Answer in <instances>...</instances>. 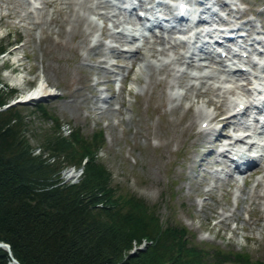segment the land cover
<instances>
[{
    "label": "rangeland",
    "instance_id": "rangeland-1",
    "mask_svg": "<svg viewBox=\"0 0 264 264\" xmlns=\"http://www.w3.org/2000/svg\"><path fill=\"white\" fill-rule=\"evenodd\" d=\"M215 1L226 19L246 21L244 32L264 31V0ZM134 21L107 0H0V48H7L0 51V79L12 93L9 102L23 99L42 81L53 92L23 105L33 156L56 163L46 149L48 138H69L76 130L92 137L102 131L106 141L98 158L113 185L156 205L165 225L186 226L195 245L244 251L264 262V159L258 157L253 169L236 174L218 153L231 129L211 123L204 131L197 112L204 107L215 116L218 103L233 95L207 94L213 81L191 88L195 81L190 77L160 65L162 57L182 53L184 44L162 52L166 45L157 41L165 42L174 29L132 39L120 32L125 25H116ZM139 45L140 58L127 52ZM198 91L204 96L197 97ZM37 104L46 105L48 114ZM225 109L224 115L231 112ZM66 165L59 184L73 185L64 173L82 170L86 163ZM146 245L135 246L131 255Z\"/></svg>",
    "mask_w": 264,
    "mask_h": 264
},
{
    "label": "trees",
    "instance_id": "trees-1",
    "mask_svg": "<svg viewBox=\"0 0 264 264\" xmlns=\"http://www.w3.org/2000/svg\"><path fill=\"white\" fill-rule=\"evenodd\" d=\"M1 84L0 79V242L10 245L19 264H264L244 251L195 245L186 226L165 225L156 205L113 185L98 158L106 141L102 131L48 138L46 149L56 163L33 156L23 105L2 110L12 93ZM36 108L48 114L46 105ZM86 160L79 184H59L66 164ZM144 241V250L131 255ZM11 262L0 247V264Z\"/></svg>",
    "mask_w": 264,
    "mask_h": 264
},
{
    "label": "bare ground",
    "instance_id": "bare-ground-1",
    "mask_svg": "<svg viewBox=\"0 0 264 264\" xmlns=\"http://www.w3.org/2000/svg\"><path fill=\"white\" fill-rule=\"evenodd\" d=\"M120 3L122 6H126V5H131L133 4L132 1H122L120 0ZM215 14V10L212 11L211 13V17L214 16ZM113 17H117L116 15H113ZM155 22V21H153ZM122 22H118L116 25H120L121 27ZM124 29L126 31H128L126 34H124L126 37L132 38V39H138L137 35H142L143 37L145 36L144 34V30L141 27L140 29H132L130 24L127 23V27L125 26ZM158 39L160 37H157ZM163 39H165L166 41L163 42L162 40L157 41L159 44L163 43L165 46L163 51H171L175 50L176 48L182 46L181 44H184V46H186V43H182V42H178L176 40V38H169L166 39L163 37ZM170 44V47H167V45ZM143 46H137V48L135 50H130L127 52H134L136 53V56H138V58H140L139 56H143L144 54L141 52ZM189 53L191 51H188ZM193 57H190V59L188 61H184L186 58H188L187 56H185L183 53H175V54H170L167 55L166 57H162L161 59L158 60L160 65H164V66H169L172 67V71H176V73H180L182 74L183 77H190L193 81H195L194 84H192L191 88H194L195 85H197L196 82L201 81V83H205V82H211L210 87L208 88V91L206 92L207 94H209L210 92H219L218 94L222 95L223 97L226 94H232L233 96L230 97L228 99L227 102H221L218 103V110H219V114L212 116L209 111L207 109H205L204 107H201L200 109H198V114L199 117H203V120L201 121V124L205 123V122H212V121H216L218 123H223V127L226 129L231 127V123H230V119L232 118H237V115L240 114V112H243L245 110L248 111L247 109V104H248V99L244 100L242 97H240L239 95L236 94V90L239 89V91H243V92H250L249 88H245V85L242 84V86L240 88H235L234 87V83L230 80H227V76L224 75V73H222V66L220 64V60L217 57H214L213 55L208 58V60L206 62L209 63L210 66L207 67H203L198 65V61H203L202 58H200V60H197ZM235 59H238V57H235ZM254 65H256V63H252ZM177 66L179 68H177ZM185 69H183V67H185ZM197 73L193 72V71H198ZM261 75H264V65H262V70L260 71ZM238 75L240 76H248L250 75V73H246V72H239ZM255 78V80L259 81V85L260 83H264V78H261L260 76H253ZM259 77V78H256ZM233 84V86H231L230 84ZM180 87V86H179ZM177 85L175 87V93L177 94L179 92V88ZM263 91H261L262 93ZM53 94L52 90L49 89L48 86L45 85V82L42 81L40 83V85H38L36 88H34L30 93H28L23 99H25L26 101H33L36 99H40L42 97H47V96H51ZM175 94V95H176ZM205 93L198 91L196 93L197 97H202L204 96ZM264 95V94H263ZM260 99V98H259ZM105 102H108L107 99H105ZM209 103H213L211 100H209L207 102ZM225 106L231 108V114L228 117H223L225 114ZM246 112V111H245ZM243 113L241 116L243 118V115L246 113ZM251 116V115H249ZM243 125V124H241ZM67 132H69L67 130V127H65V133L67 134ZM228 135V134H226ZM234 141V144L232 145V148L230 150V154L234 155H241L242 158H244L245 160H249L252 157L254 158V156L252 154L247 153L245 150L239 149V148H235V146L239 145V144H243L244 146H249L250 144L247 143V138H244L241 135H237L236 137L232 138ZM250 150H255L256 151V155H259L261 157H264V146L260 145V143L257 142H253L250 147ZM241 153V154H239ZM256 157V156H255ZM255 172H258V169L255 170ZM84 175V168L82 170L77 171L76 168L75 169H71V170H67L64 175L63 178L65 181H73L72 183L74 184L75 182H78L81 180V177Z\"/></svg>",
    "mask_w": 264,
    "mask_h": 264
},
{
    "label": "water",
    "instance_id": "water-1",
    "mask_svg": "<svg viewBox=\"0 0 264 264\" xmlns=\"http://www.w3.org/2000/svg\"><path fill=\"white\" fill-rule=\"evenodd\" d=\"M53 96V94L51 95V96H49V97H52ZM46 99V97H42V98H40V99H36V100H33V101H29V100H25V99H20V100H16V101H13V102H10L8 105H6L2 110H7V109H9V108H11V107H13V106H16V105H18V104H20V105H24V104H28V103H31V102H34V101H39V100H42V99ZM1 111V110H0ZM0 247L1 248H4L5 250H7L8 252H9V254L11 255V257H12V260H13V264H19V262L12 256V251H11V247H10V245H8V244H6V243H3V242H0ZM132 255H134L133 253H132Z\"/></svg>",
    "mask_w": 264,
    "mask_h": 264
}]
</instances>
